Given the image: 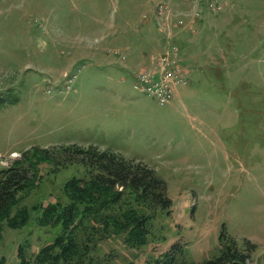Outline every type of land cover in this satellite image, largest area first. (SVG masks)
Returning a JSON list of instances; mask_svg holds the SVG:
<instances>
[{
    "label": "rangeland",
    "instance_id": "rangeland-1",
    "mask_svg": "<svg viewBox=\"0 0 264 264\" xmlns=\"http://www.w3.org/2000/svg\"><path fill=\"white\" fill-rule=\"evenodd\" d=\"M159 1L0 0V170L28 149L67 145L152 168L170 215L156 214L143 247L125 234L96 241V264H149L173 244L177 264L198 263L230 239L254 243L252 264H264V0H223L195 33L173 23L190 2L163 0L155 16ZM170 43L187 85L159 105L133 74L160 67ZM84 174L79 163L38 166L2 220L0 264H33L61 232L65 183Z\"/></svg>",
    "mask_w": 264,
    "mask_h": 264
},
{
    "label": "trees",
    "instance_id": "trees-1",
    "mask_svg": "<svg viewBox=\"0 0 264 264\" xmlns=\"http://www.w3.org/2000/svg\"><path fill=\"white\" fill-rule=\"evenodd\" d=\"M47 160L64 166L79 163L85 174L65 183L68 201L57 210L61 232L37 251L33 264H96L92 254L96 241L119 234H125L129 246L143 247L156 214L171 213L164 182L146 164L94 146L67 145L28 149L0 170V226ZM21 213L24 219L26 212ZM255 250L251 241L244 240L240 247L230 239L214 258L192 264H252ZM183 255V247L173 244L149 264H177Z\"/></svg>",
    "mask_w": 264,
    "mask_h": 264
},
{
    "label": "built area",
    "instance_id": "built-area-1",
    "mask_svg": "<svg viewBox=\"0 0 264 264\" xmlns=\"http://www.w3.org/2000/svg\"><path fill=\"white\" fill-rule=\"evenodd\" d=\"M183 2H190V11L178 12L173 18V23L177 25V28H187L189 25L199 23L203 21L204 12L207 14H215L223 10L225 3L223 0H182ZM181 2V1H180ZM182 2V3H183ZM166 2L160 0L157 2L155 10H153V15H164L166 12ZM155 11V12H154ZM187 19V22L185 21ZM149 19V15L144 17ZM190 33H195V29L192 27L189 29ZM109 54L113 56H118L119 52L116 50L110 51ZM179 54L178 47L170 43L166 46L165 51L159 57L161 66L157 68L155 66L154 70L149 73L148 71H139L133 74V86L135 89L143 92L147 95L153 96L159 103V105H165L168 103L172 97H174V87L176 85H187V80L185 77L186 70L178 62L177 55ZM121 56L119 59H123ZM156 63V64H157Z\"/></svg>",
    "mask_w": 264,
    "mask_h": 264
},
{
    "label": "bare ground",
    "instance_id": "bare-ground-1",
    "mask_svg": "<svg viewBox=\"0 0 264 264\" xmlns=\"http://www.w3.org/2000/svg\"><path fill=\"white\" fill-rule=\"evenodd\" d=\"M174 96H175V94H174Z\"/></svg>",
    "mask_w": 264,
    "mask_h": 264
}]
</instances>
